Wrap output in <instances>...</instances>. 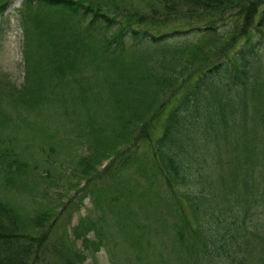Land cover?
<instances>
[{
	"label": "trees",
	"instance_id": "1",
	"mask_svg": "<svg viewBox=\"0 0 264 264\" xmlns=\"http://www.w3.org/2000/svg\"><path fill=\"white\" fill-rule=\"evenodd\" d=\"M8 2L0 0V23ZM161 2L168 14L164 21L135 13L119 20L95 0H25L22 15L25 10L35 14L36 24H44L39 15L52 11L77 18L83 31L68 43L75 51L79 45L71 44L81 42L90 52L88 40L102 33L99 47L105 59L113 62L116 77L108 98L114 107L110 112L114 122L101 130L106 128L114 136L97 140L93 153L79 162L81 174L89 176L113 154L104 168L112 183L88 191L98 207L114 211L120 198L126 200L122 205L128 209L143 201L145 211L161 219L162 230L172 233L180 246L173 249L187 253L189 264L236 261L248 255V250L253 255V246L262 248L259 257L264 262V0ZM69 25H77L76 20ZM172 38L187 41L163 51L162 73L145 76L154 90L161 91V98L147 101L143 97L147 81H138L142 90L136 88V80H132V89L125 83L131 67L123 62L124 54L129 44L160 50L157 47ZM49 43L52 60V54H62L63 48ZM176 58L183 61L179 68L172 66ZM57 65L45 74L54 86L67 84L63 78L71 67L62 60ZM1 89L0 85V93ZM106 99L102 92L98 94L100 105H109ZM35 102H41V97ZM127 112L129 119H123ZM86 119L94 130L98 121L92 111ZM118 126L121 130L115 129ZM118 147L124 148L116 153ZM12 175L13 184H28L23 176ZM141 181L146 182L144 186ZM160 181L166 188L150 187ZM54 211L42 210L25 221L0 199V264H85L86 254L75 248L67 231L53 235L54 225L38 235L26 230L47 224ZM119 211L126 217L132 214L124 207ZM94 224V220L81 219L73 230L76 240L86 241L79 231ZM148 227L154 230L149 223Z\"/></svg>",
	"mask_w": 264,
	"mask_h": 264
},
{
	"label": "rangeland",
	"instance_id": "2",
	"mask_svg": "<svg viewBox=\"0 0 264 264\" xmlns=\"http://www.w3.org/2000/svg\"><path fill=\"white\" fill-rule=\"evenodd\" d=\"M24 1L9 0L0 23V199L10 203L25 221L37 212L55 209L47 224L37 230L30 227L26 230L38 235L54 225L50 230L53 235L67 231L75 248L86 254L85 264H189L187 253L173 249L179 245L174 243L172 233L162 230L161 219L145 211L141 206L143 201L128 209L126 204L122 205L126 200L120 198L114 211L108 206L103 211L88 193L95 186L112 183L111 175L104 169L114 158L112 153L99 165V171L97 168L89 176L80 172L79 162L93 153L97 140L105 141L114 136L110 131L106 132L105 125H113L114 122L110 116L114 107L108 98L111 81L115 80L116 74L113 62L105 59L100 50L102 33L97 32L88 40L90 52H86L81 42L71 44L79 45L78 51H75L68 43L76 32L83 31V24L77 18L52 11L39 15L44 24H36L32 17L35 14L25 10L22 15L23 9H26L23 8ZM95 1L119 20L127 19L130 13L148 14L162 21L168 16L161 0ZM73 19L77 25L71 26L69 22ZM116 28L115 25L112 30ZM85 39L84 36L83 41ZM49 41L62 45V54L54 55L59 58L57 60L53 54L51 60ZM186 41L172 38L165 42V46L157 47L160 50L131 48L129 44L123 59L125 65L131 67L126 85L132 89V80H136V88L142 90L138 81H147L143 86V97L147 101L152 97L161 98V91L154 90L153 84L148 82L150 79L145 76L158 71L162 73L165 70L163 51ZM55 49L53 47V53ZM58 60L67 63L71 70L63 78L67 84L54 86L45 70L52 65L58 68ZM182 63V58H176L172 66L179 68ZM101 92L107 96L104 103L109 105H100L98 94ZM38 96L41 102L32 104ZM90 111L98 121L94 130L87 124L86 117ZM124 118L129 119L128 112ZM102 126L106 128L101 130ZM115 129L121 130L119 126ZM123 148L118 147L116 153ZM104 149L108 152L110 148ZM13 173L26 178L28 184H13L9 179ZM3 178L11 181L10 184H6ZM145 183L141 181V185ZM158 186L166 188L161 181L159 185H150L152 188ZM146 191L148 194L149 191ZM122 207L132 213L130 217L120 214ZM100 218L103 219L98 222ZM154 218L158 223L153 221ZM81 219L95 221L92 228L79 231L81 235H86V241L82 238L76 240L73 235ZM148 223L153 226V231L151 227L146 228ZM184 236L187 242L189 234L185 232ZM105 238L107 241L103 243L101 240ZM261 243L258 246L261 247ZM250 248H254L253 255H249L248 250V255L242 259L228 260L224 264H264L259 257L262 248Z\"/></svg>",
	"mask_w": 264,
	"mask_h": 264
}]
</instances>
